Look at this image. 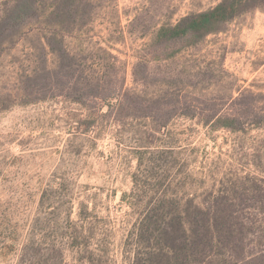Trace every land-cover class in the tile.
Instances as JSON below:
<instances>
[{
    "label": "rangeland",
    "instance_id": "1",
    "mask_svg": "<svg viewBox=\"0 0 264 264\" xmlns=\"http://www.w3.org/2000/svg\"><path fill=\"white\" fill-rule=\"evenodd\" d=\"M17 2L0 0V21ZM222 2L83 0L65 61L38 22L0 36V264H137L155 208L231 216L237 257L199 264H264V6L154 60L161 27ZM151 245L147 264H166L170 243Z\"/></svg>",
    "mask_w": 264,
    "mask_h": 264
},
{
    "label": "trees",
    "instance_id": "2",
    "mask_svg": "<svg viewBox=\"0 0 264 264\" xmlns=\"http://www.w3.org/2000/svg\"><path fill=\"white\" fill-rule=\"evenodd\" d=\"M81 1L83 0H18L15 9L11 12L7 11L5 17L1 19L0 36L6 37L11 28L17 34L18 29H24L38 22L49 34L45 39L51 52L58 53L63 61L68 60L70 54L63 43L62 36L70 33L71 28L76 26L78 20H80L81 16L77 6ZM263 6L264 0H223L222 3L206 12L182 18L175 25L163 26L158 32L156 43L164 47L165 50L169 48V51H164L154 60H169L182 49L188 48L197 42H202L211 34L221 32L224 25L229 24L238 16L252 9H260ZM178 45H181V47L177 48ZM171 47L174 49L170 51ZM103 55L104 60H108L111 56L107 50H103ZM71 77L74 86L79 89L77 98L74 100L84 104L83 98L90 94L85 92V87L80 78ZM97 86L99 87V85ZM92 95H95L94 98H99L102 94L97 92ZM85 124L87 126L86 132H89L93 122L86 121ZM221 127L233 128V123L230 119H225L224 123H221ZM146 153V147H144V151L139 150L140 166H143ZM137 178L138 176L135 174V182L138 181ZM163 211L159 208L149 210L139 223L136 233L139 240L138 248L144 249L146 253L136 250L137 264H147V258L156 255L153 254L156 250H154L151 243L157 239L170 243L168 248L162 247L157 254L166 258V264H172L173 259L176 257L179 259V255L187 254V251L192 253L193 258L194 256L200 258V260L193 259L195 264L201 263L204 258L207 261L219 256L229 258L232 255L236 256V249L239 246L231 240L223 241V239H229L233 235L234 226L231 216L224 212L201 208L190 209L177 215L173 213L163 214ZM168 218L170 219L168 220ZM166 221H169V223H166ZM183 241L189 243V245H186V247L180 246V242L183 243ZM223 248L228 249L227 255L218 253ZM241 250L243 249L240 248L239 251ZM172 253H175L176 257H172ZM25 258L24 253L21 261L25 262ZM54 259L56 258L53 256L52 260ZM59 264H63L62 259ZM175 264L180 263L175 261Z\"/></svg>",
    "mask_w": 264,
    "mask_h": 264
}]
</instances>
